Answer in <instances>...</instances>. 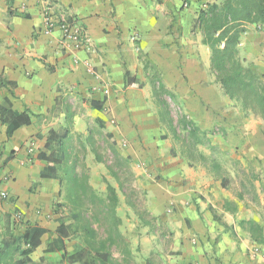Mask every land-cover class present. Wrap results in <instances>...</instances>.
<instances>
[{
	"label": "crops",
	"instance_id": "1",
	"mask_svg": "<svg viewBox=\"0 0 264 264\" xmlns=\"http://www.w3.org/2000/svg\"><path fill=\"white\" fill-rule=\"evenodd\" d=\"M217 1L0 0V192H8L29 225L53 232L59 226L50 206L59 186L55 178L41 176L48 162L38 157L47 152V136L40 132L50 119L84 122L89 114L106 125L109 117L117 124L108 127L117 145L142 175L147 213L160 225L131 213L137 230L130 236L138 250L134 264H264V244L254 241L243 223H258L264 232V120L226 95L211 69L199 14L207 2ZM48 5L78 19L94 51L64 40L59 28L47 30ZM239 52L246 66L264 76V27L248 26ZM146 59L157 66L182 111L227 154L224 166L230 161L255 174L253 191L244 190L248 181L239 171L227 168L231 181L223 187L205 167L172 155L174 143L161 138L150 103ZM127 72L142 87L126 86ZM107 81L111 92L105 94ZM5 108L26 112L30 123L9 133V124L1 121ZM17 179L23 189L14 184ZM35 182L39 186L32 192ZM12 205L0 198V214ZM41 241L32 253L41 252L40 259L51 256L45 252L47 232Z\"/></svg>",
	"mask_w": 264,
	"mask_h": 264
},
{
	"label": "trees",
	"instance_id": "2",
	"mask_svg": "<svg viewBox=\"0 0 264 264\" xmlns=\"http://www.w3.org/2000/svg\"><path fill=\"white\" fill-rule=\"evenodd\" d=\"M15 14L28 17L26 13ZM69 20L81 24L75 17L71 16ZM253 24L264 27V0H220L208 3L199 14L204 41L211 49V69L216 73L223 92L231 99L240 101L245 111L264 120V76L246 66L239 52L241 38L247 27ZM145 64L147 69L153 71L149 79L152 98L164 132L161 138H172L175 142L171 149L172 155L186 158L191 165L205 167L215 178L221 179L223 187H227L231 181L223 160L227 154L212 145L209 131L201 130L184 112L177 120L174 119L172 105L179 103L177 95L162 81L157 66L150 59H146ZM142 85L126 73V86ZM1 121L9 124L11 133L23 124H29L30 116L26 112L16 114L5 108L1 110ZM98 123L102 136L109 141V148L118 167L121 170L125 165L132 175L130 158L117 151L115 136L104 122L98 120ZM65 137V134L58 135L56 131L50 130L46 148L49 149L54 141L62 142ZM204 147L208 151H204ZM14 153L15 150L9 158H13ZM38 157L48 162L41 176L56 178L61 159L53 151L49 154L48 151H42ZM113 174L120 180L118 170H113ZM71 179L73 182L68 186V193L70 198L74 196L72 218H61L54 232L38 225H28L20 238L14 234L5 235L0 230V264H48L44 257L36 262L31 256L41 245V237L45 232L49 236L45 252L61 253L65 264H134L131 241L121 230L122 219L117 213L119 197L116 188L108 184L106 194H101L87 177L72 176ZM229 204L225 202V206ZM243 223L252 239L264 244L263 227L253 221ZM53 235L56 237L52 239ZM71 238L78 239L81 244L69 251L66 240Z\"/></svg>",
	"mask_w": 264,
	"mask_h": 264
},
{
	"label": "rangeland",
	"instance_id": "3",
	"mask_svg": "<svg viewBox=\"0 0 264 264\" xmlns=\"http://www.w3.org/2000/svg\"><path fill=\"white\" fill-rule=\"evenodd\" d=\"M149 73L150 75H153L151 69H149ZM148 82L150 84V81ZM150 103L157 112L152 95ZM182 112V107L179 103L172 105V113L175 120L178 119ZM83 120L84 122H81L74 117L69 121L66 118H58L55 120L50 119L48 122L50 129L49 127H46L44 131L40 132L43 137L48 136L50 130L56 131L58 135H66L62 142L54 141L51 147L47 149L48 153H52L53 151L56 157L61 159L58 164L57 177L55 178L59 186V192L55 195V198L50 205L51 211L57 215L55 222L60 221L61 218H72L74 196L70 198L68 193V186L73 182L71 179L72 176H79L80 178L87 177L90 184L101 194H106L107 186L108 184H111L116 188L119 197L117 213L122 219L121 230L124 235L130 239L131 247L136 256L138 250L133 245V237L130 236H136L137 230L135 227L133 228L131 226V224H135L132 223L131 213L136 216L139 215L143 221L145 220L150 223L153 221V227L160 226L159 222L155 221L151 215L147 213L144 198L145 190L138 180V177H142V175H136L131 161L130 164L133 176L126 170L127 167H125V165L120 170L117 165V160L109 148V141L106 140L100 132L99 123L97 121L98 119L88 114ZM110 120L111 118L108 117L105 126L111 132L109 128H115L117 124H110ZM171 140L173 146V143L175 142L172 138ZM116 149L121 155L125 156L122 146L116 144ZM223 160L226 161V158L223 157ZM225 164H227V168L231 170V173L239 171L243 178L248 181L246 186L243 187L244 190H247L248 192L253 191L250 184V178L255 179V174L247 172L243 166L240 168L239 165H235L230 161ZM109 166L112 167L114 171H119L121 177L120 180L114 176L113 170L109 168ZM137 168L142 167L137 166ZM21 182L23 181L17 179L14 184H16L19 189H23ZM38 186L39 182H35L31 187V191L35 192ZM10 200L11 199H5V201L12 205L13 201ZM84 202L85 204L88 203L87 200ZM41 207L43 208V206ZM45 207L47 206L45 205ZM48 208L50 209V207ZM28 225L29 221L25 220V217L19 212V209L15 207V205H12V207H10V209L4 214H0V230L5 235L14 234L16 237L20 238ZM66 244L67 249L71 251L81 243L78 239L71 238L66 240ZM40 254L41 252H37L31 256L32 258L34 256L33 260L38 262L40 260ZM50 255L51 256H46L45 258L48 264H65L61 259L60 253H51ZM116 255H118L117 252Z\"/></svg>",
	"mask_w": 264,
	"mask_h": 264
},
{
	"label": "built area",
	"instance_id": "4",
	"mask_svg": "<svg viewBox=\"0 0 264 264\" xmlns=\"http://www.w3.org/2000/svg\"><path fill=\"white\" fill-rule=\"evenodd\" d=\"M209 2L204 6L207 7ZM45 17V26L47 30H53L54 28H59L62 33V38L64 40H69L75 43V46L78 48L86 49L87 51H94L93 41L88 35L86 28L78 23L77 21H70L71 17L64 10H54L53 7L49 5L44 9ZM136 37H133L134 40ZM86 66L90 72H94L93 65L85 61ZM103 91L105 94L111 92V84L107 81L103 84ZM113 123L114 119L111 120ZM128 143L124 142L123 146H126ZM1 199H11L7 191L0 192ZM170 211V210H169Z\"/></svg>",
	"mask_w": 264,
	"mask_h": 264
}]
</instances>
